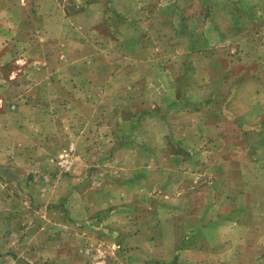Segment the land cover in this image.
I'll return each mask as SVG.
<instances>
[{
	"label": "rangeland",
	"instance_id": "1",
	"mask_svg": "<svg viewBox=\"0 0 264 264\" xmlns=\"http://www.w3.org/2000/svg\"><path fill=\"white\" fill-rule=\"evenodd\" d=\"M252 4L247 28L233 19L243 10L220 0H0V26L18 31L0 29L12 51L0 64V264L213 261L179 248L184 234L204 244L209 223L198 218L207 222L224 190L206 165L216 131L201 140L186 128L239 102L226 103L229 81L264 55V1ZM194 43L204 47L188 53ZM176 90L184 98L168 107ZM127 93L140 115L119 114L131 110ZM198 98L208 101L200 111L188 105ZM219 208L222 218L232 213Z\"/></svg>",
	"mask_w": 264,
	"mask_h": 264
},
{
	"label": "crops",
	"instance_id": "2",
	"mask_svg": "<svg viewBox=\"0 0 264 264\" xmlns=\"http://www.w3.org/2000/svg\"><path fill=\"white\" fill-rule=\"evenodd\" d=\"M204 1L208 3L210 0ZM220 2H225L229 4V6L234 4L238 11L243 10L242 13L235 14L233 19L241 21L240 18L242 17L244 20H247V28L256 21L255 14L258 8L252 3H259L260 0H220ZM249 10L253 12L251 17L247 14ZM260 10L264 11L261 7ZM5 11L6 16L4 22L5 19H8L7 14L9 13V15H11V10L7 8ZM231 15L232 14H230V16ZM49 17L56 18L53 14L45 16L44 18ZM1 22H3L2 19L0 20V23ZM13 26L11 25L10 28H8L7 24H5L1 25L0 29L3 32L8 31L11 33L14 31L13 33H17L16 26L12 28ZM251 29L249 28L247 30ZM18 30H21V28L19 27ZM21 31H19V33ZM200 41L204 42V39ZM196 45L198 44H189L187 46L188 53L193 50H200L204 47L197 48ZM261 49L264 51V47ZM11 54L12 51L10 46L6 43H0V64L4 63L7 60V56L10 57ZM257 60L260 62L249 63L252 64L250 69L242 73L240 78H235V80L232 79L234 81L231 83L229 81L228 88L230 93L225 95V99L228 105L230 103V106L232 105L231 100L234 99L235 102L239 101L236 102L234 110H232V106L230 107L231 110L224 108L210 109V112H207L210 113L207 121H205L206 112L200 113V117L197 114V120L192 123V126L188 125L186 128V133L188 131H195L200 135L201 140L204 137L206 129L212 128L216 131L215 136L210 138V140H213L212 143L216 150V157L210 162H207L206 165L212 164L207 169L213 174L211 180L214 184L221 185L222 189H224L217 190L218 197H216V201L220 203L215 205V200L213 198L212 215H208L207 222H205V214L198 218L199 220L202 219V223H209L207 226H203L206 231L204 234V236H206L204 244L200 242L198 247H194L189 241L187 234H184L180 236L181 242L179 246L182 251L189 252V250L197 248V251L204 252L203 255H205V253H210L208 257L213 261L208 264H253V262H251L253 259L258 260L261 255H264L263 248L261 251H258L254 247L255 244L252 245L259 240L257 232L261 231L262 234H264V55L252 59V61ZM186 64L190 66L189 62H186L185 66H187ZM247 66L248 65L245 67ZM255 66L257 67L253 69ZM53 81L54 84H59L54 92L55 95L59 96L61 78L54 77ZM175 93L173 98L167 100L166 105L168 107L174 104L173 102L178 103L176 101H179L180 98H184L183 92L176 90ZM123 96H125L127 106L129 104L131 110H120L118 111L119 114L128 113L130 111L132 115H140L142 111L139 110L138 105L133 104L134 100L132 101L134 96L128 93ZM195 101H197V103L195 102L196 106H194V102L188 105L194 107L197 111L202 110L208 102L204 100V98H198ZM186 102L189 103L187 98ZM148 110L147 112L149 113H155L153 109ZM228 111L237 119V122L228 123L226 118L228 117V114H226ZM241 124L245 126L250 125V127L242 128ZM258 124L261 128L255 131H262V134H257L253 131L257 129L256 125ZM233 129L243 131H239L240 133L236 134L235 139L226 140L225 138L228 137L227 132ZM230 147L241 149L243 151L242 155L237 157L230 156L229 153L226 152V148ZM250 196H253V199L250 200ZM237 200H239V202ZM221 203L226 204L230 209L229 211H232V213H227L224 218H222L219 210V205ZM179 208L183 211V207ZM171 214L173 215L172 212ZM170 218H172L171 215ZM186 231H188V229H186ZM210 237L211 239L213 237V241L217 242L211 248L207 249L208 246L205 245V242L208 244ZM262 241L264 242V239ZM204 257L202 256L203 263L198 264H205Z\"/></svg>",
	"mask_w": 264,
	"mask_h": 264
}]
</instances>
